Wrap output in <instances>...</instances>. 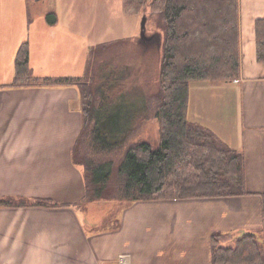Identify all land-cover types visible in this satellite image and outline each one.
I'll list each match as a JSON object with an SVG mask.
<instances>
[{
    "label": "crops",
    "instance_id": "0c3cea01",
    "mask_svg": "<svg viewBox=\"0 0 264 264\" xmlns=\"http://www.w3.org/2000/svg\"><path fill=\"white\" fill-rule=\"evenodd\" d=\"M65 12L52 13L73 15ZM239 15V79L190 85L188 116L245 154L251 194L136 202L110 225L106 214L94 216L100 202L77 206L85 195L84 168L72 160L83 126L79 89L10 87L27 40L35 76L79 77L78 33L56 21L0 41V200L68 205L0 207V264H212L214 235H223L221 246L233 247L240 236L264 229V64L256 38L264 0H239Z\"/></svg>",
    "mask_w": 264,
    "mask_h": 264
},
{
    "label": "trees",
    "instance_id": "16d2710c",
    "mask_svg": "<svg viewBox=\"0 0 264 264\" xmlns=\"http://www.w3.org/2000/svg\"><path fill=\"white\" fill-rule=\"evenodd\" d=\"M123 7L133 15L149 13L147 24L155 25L152 34L147 32L149 41L138 40L160 59L158 84L143 105L133 103L125 69L112 67L107 44L92 48L79 77L35 76L28 41L15 59L10 87L80 91L83 126L72 160L84 168L85 195L77 206L115 202L127 208L136 202L250 195L245 154L188 116L192 82L230 83L240 77L239 0H124ZM52 16L49 24L57 21ZM256 38L258 61L264 64V19L256 22ZM150 121L161 126L157 148L131 140L139 124ZM60 206L68 205L52 199L0 200V207ZM222 240V234L213 237L212 264H264V229L240 236L233 247L221 246Z\"/></svg>",
    "mask_w": 264,
    "mask_h": 264
},
{
    "label": "rangeland",
    "instance_id": "374dc122",
    "mask_svg": "<svg viewBox=\"0 0 264 264\" xmlns=\"http://www.w3.org/2000/svg\"><path fill=\"white\" fill-rule=\"evenodd\" d=\"M124 0H0V41L5 37L12 41L19 38L23 27L49 24L53 20L52 12L72 10L73 15H61L57 21L62 29H73L78 33L79 41V76L86 73L90 63L91 47L97 49L101 44L111 47L108 60L112 67L122 65L124 77L127 78V92L133 93V103L143 105L158 84L159 61L157 52L142 46L138 40L141 35V22L149 13L133 15L123 7ZM67 13V12H65ZM70 13V12H69ZM150 22V21H149ZM53 25V24H50ZM147 32L153 33L155 25L147 24ZM28 41V40H27ZM161 51V50H160ZM162 54V51H161ZM96 58L100 57L94 52ZM94 57H92L93 59ZM114 64V65H113ZM203 83V84H197ZM211 82H192L195 85L209 87ZM132 97V96H131ZM190 119V118H189ZM191 121V120H190ZM160 123H140L137 134L131 139L146 140L157 148L160 141ZM94 216L120 218L125 209L124 204L100 202L96 206ZM102 222V230H106L108 220ZM115 221V219H113ZM116 227L118 223L116 222Z\"/></svg>",
    "mask_w": 264,
    "mask_h": 264
},
{
    "label": "water",
    "instance_id": "95a60500",
    "mask_svg": "<svg viewBox=\"0 0 264 264\" xmlns=\"http://www.w3.org/2000/svg\"><path fill=\"white\" fill-rule=\"evenodd\" d=\"M141 40H149V37L147 36V17L144 16L141 22V35H140Z\"/></svg>",
    "mask_w": 264,
    "mask_h": 264
}]
</instances>
